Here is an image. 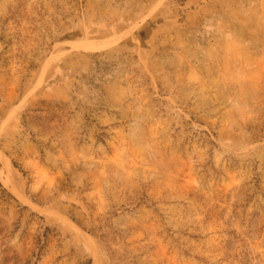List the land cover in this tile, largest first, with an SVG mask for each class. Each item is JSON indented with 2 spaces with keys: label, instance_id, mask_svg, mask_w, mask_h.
I'll return each mask as SVG.
<instances>
[{
  "label": "rangeland",
  "instance_id": "1",
  "mask_svg": "<svg viewBox=\"0 0 264 264\" xmlns=\"http://www.w3.org/2000/svg\"><path fill=\"white\" fill-rule=\"evenodd\" d=\"M0 264H264V0H0Z\"/></svg>",
  "mask_w": 264,
  "mask_h": 264
}]
</instances>
